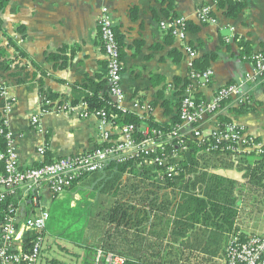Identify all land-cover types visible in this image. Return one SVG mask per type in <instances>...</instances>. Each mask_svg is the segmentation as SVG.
Here are the masks:
<instances>
[{
    "label": "crops",
    "instance_id": "0c3cea01",
    "mask_svg": "<svg viewBox=\"0 0 264 264\" xmlns=\"http://www.w3.org/2000/svg\"><path fill=\"white\" fill-rule=\"evenodd\" d=\"M220 2L9 0L0 15L5 30V34L0 33V42L7 47V57L18 58L9 64V69H0V84L13 99L6 119L21 165H39L45 162L47 154L56 159L87 153L101 149L105 142L99 117L88 111L83 99L96 84L106 81L107 57L98 26L101 10L106 7L122 37L123 106L127 111L141 117L153 116L159 123L168 124L178 112L181 86L176 81L178 78L189 80L187 90L190 87L192 93L202 94L205 102L211 101L225 85H243L249 109L237 113L240 98L231 96L221 113L243 129L247 142L241 143L228 159L216 157L204 164L203 169L222 178L220 192L235 203L238 214L233 233L264 236V176L261 178L262 172L249 170L262 159L260 149L264 147V75L255 76L252 60L253 54L264 51V0L239 1L243 8L235 17L226 13L230 9L228 3L223 7ZM204 6L211 8L215 22L199 20L197 11ZM177 17L190 22L185 43L161 28V22ZM9 37L19 50L10 46ZM186 43L194 49L197 58L214 56L210 80L191 78L194 58L187 53ZM248 77L255 80L247 81ZM103 91L109 93L108 83ZM51 95L56 97L54 101L48 98ZM64 105L72 107L64 110ZM35 117H39L38 123L33 122ZM218 124L216 116L206 119L204 136H210ZM148 129L143 126V131ZM40 147L46 149L44 156L39 153ZM84 182H78L71 205L76 206L80 201L82 207L87 202L93 205L88 213L86 234L89 235L96 229L99 218L92 204L96 197L88 194L92 189ZM174 191L178 202L183 189L178 186ZM53 198L46 196L48 201ZM106 230H95L97 239ZM227 240L225 235L224 241L212 248L216 250L214 255L198 251L211 244L210 240L202 245L193 241L196 245L185 248L187 264H225L230 238ZM158 242L145 233L139 235V240L127 239L123 246L148 255L158 250ZM80 250L82 256L84 251Z\"/></svg>",
    "mask_w": 264,
    "mask_h": 264
},
{
    "label": "trees",
    "instance_id": "16d2710c",
    "mask_svg": "<svg viewBox=\"0 0 264 264\" xmlns=\"http://www.w3.org/2000/svg\"><path fill=\"white\" fill-rule=\"evenodd\" d=\"M219 1L223 7L228 3L230 9H227L226 13L233 17L243 8L240 2ZM8 2L9 0H0V15ZM187 27L189 31V21ZM115 31L122 60V37L116 27ZM0 33L5 34L1 18ZM9 40L10 46H15V49L19 50L10 37ZM6 48L0 42V69L4 70L9 69V64L18 58L7 57ZM49 58L51 59L52 56ZM213 60L214 56L212 55L195 57L190 71L191 76L210 70ZM176 81L181 84L178 93L180 96L177 103L178 112L168 124L159 123L153 116L141 117L133 112L119 109L110 92L103 91L104 85L108 83L107 77L106 81L96 84L84 97L83 100H85L88 111L95 113L105 110L108 112L113 130L111 139H118L120 135L116 130H120L126 125H133L134 129L131 135L135 142L156 137L157 134L154 131L161 132V136L157 138L159 144L150 155L129 154L122 162L111 159L104 169L85 175L67 189L72 191V196L65 202L68 204L67 207L62 203L64 200H58L57 204L49 209V223L56 225L62 223L67 227L57 237L65 244L84 251L82 256L77 252H71V255L82 257L80 264H92L99 249L120 255L124 264H187L188 255L185 248L192 244L196 245L193 241L202 245L203 241L210 240L211 244L198 251L211 252L214 255L216 250L212 248L218 245L221 240L223 242L225 235L228 240L230 238V242L233 235L241 242L248 240L246 235L233 233L238 211L234 207V201L229 200L228 196L222 195L220 192L223 189V184L219 185L222 178L209 174L203 169L205 168L204 164H209L217 159L216 157H219L217 160L228 159L236 150H226L224 147L235 144L224 140L219 141L218 137L212 136L205 140L198 139L192 130L193 127L182 131L184 135H181V138L184 141V146L177 143L178 139L173 138L171 133L182 122L180 118L181 102L191 82L181 78ZM192 95L196 105L200 106L204 102L202 94L193 93ZM48 98L52 101L56 99L54 95L48 96ZM229 99L230 97L222 100L219 111L215 114L219 121L218 127L223 131H226V126L232 124L231 119L221 113ZM248 102L242 101L236 112L242 113L248 110L250 107ZM3 106L4 101L0 98V127L3 125ZM143 126H148L147 132L143 131ZM112 144L111 141H105L101 148ZM4 149H6L5 139L0 137V150ZM173 151L177 155L174 156ZM161 152H165L167 155L165 166L172 164L177 166V173L172 177L166 175L165 167L162 169L153 162L157 156L162 155ZM45 156L46 163L53 161L48 154ZM261 158L259 163L249 170L252 173L262 172V178L264 176V152ZM207 179L211 183H208ZM80 180H85V185L91 186L92 190L90 189L88 194L96 197L99 223L96 221V229L92 228L94 232L90 231L89 235L86 234V228H88L87 224L90 220L88 213L93 205L87 202L82 207V201L78 202L76 206L71 205ZM178 186L183 191L180 192V201L177 202V193L174 188ZM58 197L59 195L54 196L53 200H57ZM26 212L27 215L31 213L29 205ZM47 227L42 233L45 237L48 233ZM99 229H107L101 239H97L98 236L95 232ZM145 233L158 239L159 242L157 246L155 245L158 250H153L151 254L145 255L138 249L129 250L123 246L127 239L139 240V235ZM35 235L36 233L29 232L26 235V242L30 244ZM230 235L232 236L230 237ZM220 237L222 239H219ZM60 249L69 251L66 245H61ZM226 259L225 254V261H227ZM50 263L64 264L58 259H51Z\"/></svg>",
    "mask_w": 264,
    "mask_h": 264
},
{
    "label": "built area",
    "instance_id": "2783aa9c",
    "mask_svg": "<svg viewBox=\"0 0 264 264\" xmlns=\"http://www.w3.org/2000/svg\"><path fill=\"white\" fill-rule=\"evenodd\" d=\"M227 1L239 2L241 0ZM197 16L202 23L215 22L209 6L199 8ZM98 26L107 57L109 92L118 108L126 111L123 106L125 92L122 87L121 50L114 22L106 7L101 10ZM187 26L188 19L185 17L161 22L162 29L167 30L184 43L188 36ZM185 49L192 58L196 57V52L189 44H185ZM252 60L255 76L264 75V51L253 54ZM212 74L213 72L208 70L202 74H192L191 78L208 81L212 78ZM254 77H248L247 81H254ZM192 94L189 87L181 102L180 118L182 122L171 133L173 138L178 139L177 143L182 146H184V141L181 138V135H184L182 131L188 127H193L192 130L198 139H206L203 125L206 119L214 117L219 111L222 100L237 96L240 98V102L248 101L243 85L237 83L221 87L211 101H204L200 106L196 105ZM0 98L4 101L0 137L5 139L6 146V149L0 150V264H39L45 243V236L42 233L47 227L50 216L49 209L45 205V202L48 201L46 200L47 194L51 197L61 195L85 175L104 169L111 159L122 162L129 154L150 155L159 144L157 138L161 136V132L154 131L157 134L156 137L135 142L131 135L134 129L133 125H126L120 130H116L120 136L113 140L111 139L113 130L109 129L112 126L109 114L105 110H100L94 114L100 119L103 139L113 142L112 145L87 153L56 158L50 163L43 162L38 166L23 167L18 159L12 133L7 127L6 117L12 110L13 99L8 96L6 87L1 84ZM70 107L72 106L64 105L63 109ZM85 115H88V112ZM33 122L38 123L39 117L33 118ZM210 136L218 137L219 141H229L237 145L229 144L224 147L226 150L235 151L241 143L247 142L243 129L233 123L226 126V131L217 126ZM260 152H264V147H261ZM39 153L44 156L46 154L45 147H40ZM161 154L153 162L161 168L165 167L166 175L174 176L177 173V166L173 164L165 166L167 155L165 152H161ZM172 154L177 155L174 151ZM28 205L31 210L29 215L26 212ZM29 232L36 233L30 244L26 242V235ZM226 258V264H264V236L253 235L248 237L246 242H241L236 237L233 238L227 247ZM92 264H124V262L120 255L99 249Z\"/></svg>",
    "mask_w": 264,
    "mask_h": 264
},
{
    "label": "rangeland",
    "instance_id": "374dc122",
    "mask_svg": "<svg viewBox=\"0 0 264 264\" xmlns=\"http://www.w3.org/2000/svg\"><path fill=\"white\" fill-rule=\"evenodd\" d=\"M72 191L69 190H65L61 195H59V197L57 198V200H51V201H46L45 205L48 209H51L53 206H55L58 202V200H64L62 203L65 204V207L68 206L67 203H65L72 195H71ZM94 203V208H96L97 210V204L95 202H92V204ZM47 229H48V233L46 234L45 237V243H44V247H43V254L42 257L40 259L39 264H51L50 260L51 259H58L60 261H62L64 264H80L82 262V258L80 256L77 255H71V252H77L79 255H81V250L79 248H75L71 245L65 244L63 240H61L59 237H57V235L65 230L67 227L65 226V224H53V223H47ZM61 245H66V247L68 248L69 251H63L60 249ZM92 262V261H91Z\"/></svg>",
    "mask_w": 264,
    "mask_h": 264
}]
</instances>
